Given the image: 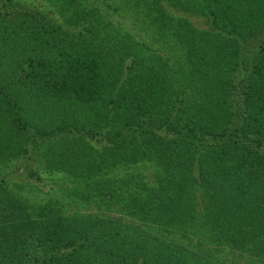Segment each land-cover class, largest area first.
I'll return each instance as SVG.
<instances>
[{
    "label": "trees",
    "instance_id": "1",
    "mask_svg": "<svg viewBox=\"0 0 264 264\" xmlns=\"http://www.w3.org/2000/svg\"><path fill=\"white\" fill-rule=\"evenodd\" d=\"M114 2L177 44L176 65L121 32L101 0H0V264L264 258V0ZM20 161L119 217L36 201L11 184Z\"/></svg>",
    "mask_w": 264,
    "mask_h": 264
},
{
    "label": "rangeland",
    "instance_id": "2",
    "mask_svg": "<svg viewBox=\"0 0 264 264\" xmlns=\"http://www.w3.org/2000/svg\"><path fill=\"white\" fill-rule=\"evenodd\" d=\"M23 5L42 7L43 9L49 8V0H17ZM103 3L101 5L102 13L109 19L112 20L116 25L120 26L121 32L130 36L135 42H138L142 45L145 50L150 49L155 53V55L162 57L170 65H176L175 61L178 58V51L175 45L177 44L171 40L166 39L164 42L154 41V38H151L149 34L143 30L142 27L137 25V21L134 20L133 16L123 8L116 9L114 0H101ZM118 4V1L116 3ZM198 24L199 22L195 20ZM264 32L257 34L256 36L263 35ZM257 39H249L241 46L242 58L247 62L252 55V48L257 43ZM178 47V46H177ZM178 54V55H177ZM31 170L37 171L39 179L28 178L27 177V168L23 162H15L11 164L8 168V172H11V184H16L19 187L24 188V190H32V197L36 201L46 202L49 200L58 201L62 204L64 211L68 214H98L104 215L110 218H118L119 214L114 209H107L108 205L103 203H98L97 199L92 198L90 200H85L81 196L85 193L83 189H80L79 195H72L70 191L77 190L76 183L70 178H62L60 174L49 176L46 171L40 169L38 165L33 164ZM123 170V169H122ZM150 169L147 167H142L136 170H127L128 173H142L150 174ZM123 172L122 174H125ZM109 176L115 177V174L110 173ZM31 184V187H26L25 185ZM77 192V191H76ZM116 206V205H115ZM127 219L130 223L139 225L136 220L130 218ZM220 250V249H219ZM205 251V250H204ZM215 256L219 258V264H264V258L261 257H251L240 251L233 250H221L218 253L214 252ZM202 256L205 258V255L202 251ZM214 256V257H215Z\"/></svg>",
    "mask_w": 264,
    "mask_h": 264
}]
</instances>
